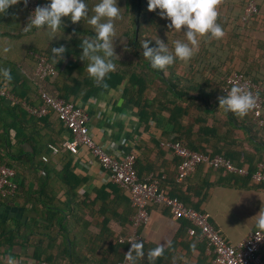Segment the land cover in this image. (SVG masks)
Masks as SVG:
<instances>
[{
    "label": "crops",
    "instance_id": "obj_1",
    "mask_svg": "<svg viewBox=\"0 0 264 264\" xmlns=\"http://www.w3.org/2000/svg\"><path fill=\"white\" fill-rule=\"evenodd\" d=\"M43 1L48 3V0ZM233 1L226 0L225 5L231 4ZM86 2L89 15L75 24L83 23V31L80 34L91 39L93 38L91 35L95 36V30L91 28L94 26L88 23V19L94 15V7L99 0H86ZM10 8H17L21 13L22 1ZM243 11V6H234L231 11L226 13L222 11L221 18L223 20L221 19V21L223 23L220 24L227 27L225 14L235 15L238 12L237 15L240 16ZM62 19L67 21L65 25H69V21L71 22L68 17ZM118 19L113 21L117 35L119 34L116 29V20ZM156 21L160 30L168 29L166 19L158 17ZM34 31L37 40H46L41 46L46 45L50 40L59 41L62 38L66 41L70 37L77 38L79 36L77 30L68 26H65L64 29L62 26L54 34H51L50 30L46 28L34 29ZM251 35L255 46L264 43V15L260 24L254 27ZM118 39L115 37L116 44ZM14 41L20 47V42ZM219 55L222 56L221 51H219ZM261 59L264 60V57ZM24 63L31 69L35 66L31 59H26ZM77 63L78 66L81 64V67L86 66L85 61L77 60ZM198 67L204 66L198 65ZM259 72L257 75L261 79L264 78V69H259ZM70 77L78 78V75L75 73ZM198 77L201 76L198 75ZM198 79L200 80V78ZM124 84L126 86L118 85L109 89L97 88L90 95L79 93L75 99L73 98L76 104L86 109L89 115L88 124L94 140L103 145L110 154L136 153L141 161L143 160L138 164L141 178L148 177L154 171L157 174H166V179L160 181L161 187L172 196L183 197L180 199L187 206L209 213L211 222L222 231L230 243H237L254 231L252 218L260 210H264V183L255 184L248 175H238V180L231 179L229 181L223 173L206 164L200 165L193 174L179 182L176 179V174L180 159L172 149L162 147L161 143L163 140L175 137L176 129L182 130L190 127L189 130L195 131L198 125L193 123L190 116L186 114H181L177 125L175 121H170L167 112L158 113L153 118L152 109H148L146 111L148 114L142 115L139 107L130 100L131 93L127 90L126 81ZM194 110L193 114H197V110ZM237 117L245 122L252 121L254 133H257L261 138L255 142V145L252 144L253 146H249L248 143L245 147H243L244 145L237 146L244 155L241 159L244 166H247L246 157L253 159L250 169L254 172L261 163H264V128L254 123L250 112L245 116L237 115ZM48 123V130L55 127L53 130L56 132L54 134L56 137L63 141L69 138L68 129L60 130L61 122L55 113L49 114ZM178 124L180 125L178 126ZM190 124L196 126L192 128ZM222 140L223 138L219 139L214 136L211 145L222 146ZM226 142L227 145L231 144L229 139ZM68 154L69 157L65 156L66 152H59L52 155L57 161H51V158L48 160L50 166L52 162H55V167L60 171L52 177L50 189L44 195L57 204L60 208L57 211H65L68 219V224H66L68 231L66 230L58 237H56L58 234L50 235L45 231L43 226L47 221L46 212L51 209L43 205L42 202H37V195L34 196L28 190L29 186L34 190H39L38 177L41 176V173H34L29 169L25 172H18L15 178L18 183L17 196L15 195L10 201L0 200V228L4 229L0 230L1 235L3 234L0 235V264H6V259L9 256L17 260L18 264H40V259L43 256H37V249L46 254L45 252L50 253L51 249L55 248L53 252L60 255L61 253L56 250L58 244H62L60 249L64 248L63 251L69 245H76L79 250L78 255H84L85 252H87L85 255L91 257L96 255V258H93L96 260L95 264H104L107 261L110 264L111 260L115 259L114 256H117L112 239H106L105 243H99V239L102 231H105V235L109 233L103 227L106 221L108 226L119 231L118 237L130 232L131 225L128 227L127 223L131 219L133 207L129 192L117 185H111L113 183H110L108 172L89 151L81 149L79 154ZM67 162L74 164L73 173L62 169ZM42 169L47 172L46 168ZM73 184L76 185L75 190H69L70 185ZM27 198L29 199L27 200ZM149 210L151 220L139 229L140 241L144 243L145 256L140 258L137 264H152L147 257V252L166 241H171L172 245L165 247L164 255L158 258L155 264H212L213 255L206 241L200 239L199 236L189 234L191 223L187 219L173 217L169 208L158 204H151ZM55 231L58 233L57 229ZM25 235L30 237L25 238ZM98 236L100 237L97 240ZM51 239L53 240L50 241ZM38 240H43L42 246L39 248L35 246V241L39 242ZM193 244H195V248L192 247ZM118 251L122 254L124 248L120 246ZM262 254L264 255V247ZM75 264H80V262L77 261Z\"/></svg>",
    "mask_w": 264,
    "mask_h": 264
},
{
    "label": "trees",
    "instance_id": "obj_2",
    "mask_svg": "<svg viewBox=\"0 0 264 264\" xmlns=\"http://www.w3.org/2000/svg\"><path fill=\"white\" fill-rule=\"evenodd\" d=\"M21 1L23 5L21 13L17 8H9L7 13L0 15V68L10 69L12 75L10 82L5 83L0 80V88L2 86L9 88L18 99V102H15L0 94V164L14 167L17 174L18 172H25L28 169L34 173H41L42 168L47 169L45 175L41 173V176L38 177L40 181L39 190H34L31 186H29L28 190L34 196L35 194L37 195V202H42L43 205L51 209L46 212L48 215L45 217L47 220L46 225L43 224L45 225L43 226L46 229L45 231L50 235H54L55 233L58 234L56 236L58 237L61 233H64L67 230L66 224H68V219L64 210L57 211L60 209L57 204L44 196L47 193L46 191L50 189L52 177L60 170L55 167V162H52L50 166L48 161H44L42 157L43 155H47L49 159L51 158V161H57L54 159V156L52 157V150L49 148V144L53 143L60 146L59 152H66L65 156L67 157H69L68 153L72 154V152L63 147V140L54 135L56 133L53 130L55 129L54 126L53 129L48 130L49 115L43 117L30 115L23 104V102H27L31 105H39L42 102L40 95L41 87L47 89L54 96L62 97L67 101H74L79 93L90 95L97 88H114L118 85H125L126 81V84H128L127 90L131 93L130 100L134 105L139 107L142 115H147L146 111L148 109H152L153 118L158 113L167 112L170 116V121H175L177 125L181 114H186L190 116L193 123L198 125L195 131L193 129L189 130L190 127L182 130L176 129L175 137L169 138V140L181 141L191 149L211 156L215 154L224 155L234 161L236 165L244 166V163L241 162L244 155L239 151L237 146L244 145L243 147H245L246 143L249 146H253L261 138L257 133H254L252 121H242L237 117L236 113L226 112L223 107H219V98L226 95L222 86L225 78L233 72H241L246 77L260 84L263 88L260 94L263 97L264 78L261 79L257 74L260 73L259 69H264V60L261 59L264 57V43L255 46L251 32L254 27L260 24L261 18L264 15V0H257L259 12L248 21L242 20L244 11L240 16L237 15L238 12L235 15L225 14V22L228 24L227 27L225 25L222 26L225 35L221 39H209L207 35L201 37L199 51L190 61L184 63L177 60L173 65L163 70L151 68L150 61L143 56V42L145 40L160 38L165 43L168 42V46L171 49L173 41L185 39L184 32L169 29L160 30L156 21L160 17L159 10L149 11L148 0H118L121 16L116 20V29L119 31V34L121 33V37H118L117 48L114 50L115 53L119 54H116L117 56L114 57L115 70L100 82L89 76L87 72L89 61L87 62L85 59L86 66L84 65L83 67H81V64L78 66L77 63V60L82 61L80 59L82 52V49L79 47L80 42L88 39L86 36L80 34L83 31V23L75 24L69 21L70 24L65 25L79 32L77 38L70 37L66 41L62 38L59 41L50 40L44 46H41L39 42L29 43L23 41L20 42V47L18 43L16 44L14 40L21 41L22 37L27 36L29 32L35 29L31 31L24 30L23 27L27 24L26 9L23 0ZM39 1L40 6L47 4L43 0ZM248 1L234 0L231 4L225 5L226 0H220V4L217 6L219 12L217 22L223 23L221 21L222 11L225 13L229 10L231 11L234 6H243L245 9ZM137 16H139L138 22L136 21ZM63 21L65 24L67 23V21ZM169 23L170 21H168ZM85 32L87 31L85 30ZM60 45H64L68 51L64 54V59L58 61L56 64L53 62L51 49ZM149 46L155 47V41L151 40ZM219 51L222 52V56L219 55ZM35 54L43 55L47 61L52 62L56 67V73L44 80L36 76L34 73L37 63ZM260 56L261 58H259ZM26 59H31L34 62L35 66H33V69L25 65L24 61ZM198 65L204 67H198ZM75 73H77L78 78L70 77ZM198 75L201 77H198ZM189 76L191 77L188 78ZM194 109L197 110V114H193ZM60 122V130L64 128L68 129L62 120ZM254 123L257 124L256 122ZM190 125L192 128L196 126L194 124ZM214 136L219 139L223 138L222 146L211 145ZM227 139H229L230 145H227ZM142 161L136 154V169L138 174H140L138 164ZM252 162L253 159L251 157H246L247 166L245 167L248 171L250 170L248 177L251 181L253 180L252 175L255 172H252V169H250ZM179 165L180 162L178 164L176 179L179 174ZM211 168L223 173L229 181L231 179L238 180L239 174L231 173L225 169ZM62 169L73 173L74 164L67 162ZM152 173L159 177L161 182L166 179V174H157L155 171ZM253 182L259 185L264 183L263 181L259 183ZM111 185L121 187L116 183ZM75 188L76 185L73 184L70 185L69 190L73 191ZM17 191L18 187L9 195L3 196L0 193V200L3 202L10 201L15 195L17 196ZM180 198L183 199L181 196ZM134 211L133 207L132 214ZM130 225L131 219L127 223L128 227ZM103 227L109 233L105 235V231H102L101 237L98 236L97 240L100 237L99 243H105L106 239H112L117 256H114L115 259H112L110 264H116L123 256V253L121 254L118 251L119 247L124 248L125 244L119 242L117 234L119 231L108 226L107 221L103 224ZM55 229L58 230V233H56ZM0 230L4 229L0 228ZM29 237V235H25V238ZM38 241H35L37 248L42 246L41 242L43 240ZM61 246L62 244H58L56 247V250L61 253L60 255L53 252L55 248H52L51 252H45L46 254L37 249V256H43L40 259L41 261L46 260L53 264H75L77 261L80 264L96 263V260L93 259L96 258V255L92 257L85 255L87 252L84 255H78L79 250L76 248V245H69L65 247L64 251V248L60 249ZM260 255L264 259L262 250ZM80 256L81 258H79ZM104 264H108V261Z\"/></svg>",
    "mask_w": 264,
    "mask_h": 264
},
{
    "label": "built area",
    "instance_id": "obj_3",
    "mask_svg": "<svg viewBox=\"0 0 264 264\" xmlns=\"http://www.w3.org/2000/svg\"><path fill=\"white\" fill-rule=\"evenodd\" d=\"M40 6L39 0H28L26 9V20L34 9ZM259 12L257 0H249L242 15L243 21H248L253 15ZM36 66L34 73L41 80L56 73V67L52 62L46 60L43 55L35 54ZM240 85L249 90L256 97V107L249 111L254 121L260 127H264V98L260 94L262 87L257 82L246 77L241 72H233L228 75L222 86L227 95L233 85ZM0 94L9 100L18 99L5 86L0 88ZM42 102L39 105H31L23 102L28 113L36 117L47 116L55 113L67 126L70 136L63 141L62 146L69 149L74 154H79L81 149L87 150L108 172L109 180L119 184L129 192L130 200L135 211L131 216V229L125 235H120L118 240L125 244L123 256L116 264H131L125 256L131 249V242L140 240V227L146 225L151 220L149 206L158 204L169 208L173 217L187 219L191 226L189 234L199 236L207 242L213 258L212 264H264V259L260 255L264 247V232L254 230L243 240L237 243H230L224 237L222 231L210 220V214L187 206L180 198L172 196L161 187V179L154 173L146 178H141L136 169V154L134 152L123 153V155L110 154L103 145L97 143L90 131L89 115L85 108L74 101H67L62 97L54 96L44 87L40 89ZM164 148L172 149L181 159L177 180L184 181L193 174L201 164H206L217 169H225L231 173L248 175L249 171L245 166L236 165L230 158L215 154L213 156L204 152L191 149L181 141H163ZM53 154H57L60 146L49 144ZM42 159L48 161L49 157L43 155ZM264 163H261L253 175V181L259 183L264 181ZM43 175L45 169H41ZM17 171L14 167L0 164V193L3 196L13 193L18 183L15 181ZM40 264H53L43 260Z\"/></svg>",
    "mask_w": 264,
    "mask_h": 264
},
{
    "label": "clouds",
    "instance_id": "obj_4",
    "mask_svg": "<svg viewBox=\"0 0 264 264\" xmlns=\"http://www.w3.org/2000/svg\"><path fill=\"white\" fill-rule=\"evenodd\" d=\"M21 0H0V15L7 13L13 5ZM27 5L28 0H23ZM220 0H148V10H159L162 19L170 21L167 25L169 30L183 31L185 39L173 41L170 49L168 42L164 40L151 39L155 41V47H150L151 40H145L142 44L143 56L150 61L153 69L163 70L173 65L177 60L187 63L199 51L200 38L208 36L209 39H221L225 33L223 27L218 23V5ZM89 8L86 0H48L45 6H37L29 15L25 31L32 29L46 28L51 34L58 32L65 27L63 17H68L71 22H80L87 18ZM121 8L118 7V0H99L94 7V15L88 19V23L94 26L95 37L84 39L79 47L82 49L80 59L88 62L87 72L90 77L100 82L115 70L113 37L115 36V25L113 21L120 18ZM68 49L64 45L52 47L53 62L64 59ZM0 80L7 83L12 80L11 71L8 68H0ZM219 107L224 110L245 116L256 107V97L249 90L240 85H233L227 95L219 98ZM254 228L264 232V210L255 215ZM172 242L150 249L147 252L148 259L155 264V261L164 255L165 247H171ZM195 248V244L192 245ZM145 256L143 241L131 242V249L125 258L131 264ZM6 264H18L12 256L7 257Z\"/></svg>",
    "mask_w": 264,
    "mask_h": 264
},
{
    "label": "rangeland",
    "instance_id": "obj_5",
    "mask_svg": "<svg viewBox=\"0 0 264 264\" xmlns=\"http://www.w3.org/2000/svg\"><path fill=\"white\" fill-rule=\"evenodd\" d=\"M136 21L137 22L139 21V16H137ZM91 28L94 29L93 27H91ZM116 33H117V31L115 30V36L113 37L114 49L117 48V44L114 41L115 37H121V33L118 34V35ZM91 37H92V35H91ZM93 37H95V36H93ZM18 40H19V38H18ZM23 41L29 42V43H38L39 42V44H41V45L46 42L45 39H42L41 41H39V39L37 40V37L35 35V31L34 30L32 32H30L28 36L22 37L21 41L19 40V42H23ZM116 54H119V53H116ZM257 129L260 130L259 128H257Z\"/></svg>",
    "mask_w": 264,
    "mask_h": 264
}]
</instances>
